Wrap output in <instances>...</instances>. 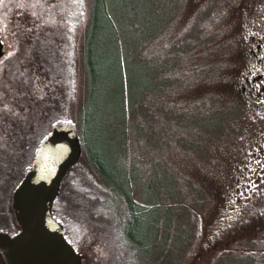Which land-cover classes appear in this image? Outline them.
<instances>
[{"label":"rangeland","instance_id":"1","mask_svg":"<svg viewBox=\"0 0 264 264\" xmlns=\"http://www.w3.org/2000/svg\"><path fill=\"white\" fill-rule=\"evenodd\" d=\"M250 1L113 0L109 5L104 0L117 37L99 44L114 46L129 65L147 59L148 86H156L160 70L175 75L172 84L149 92L132 112L110 113L106 120L109 159L134 175L136 196L154 209L158 221H167L166 241L180 250L176 255L170 245L153 247V260L143 264H264V175L248 197L236 203L226 198L262 131L237 88L247 58ZM93 3L0 0L6 56L0 61V192L11 179L6 173L19 170L18 151L24 150V158L30 153L51 113L68 110L79 120L87 94L84 44ZM253 12L261 15L264 6ZM22 67L25 78L19 79ZM204 106L213 109L214 118L230 116V124L225 121L218 132L210 124L211 136L201 131L196 124L207 126ZM80 162L85 164L84 158ZM174 230L187 237H175ZM93 231L98 241L87 248L102 259L99 241L109 243L110 228H104V238ZM74 244L82 255L79 242Z\"/></svg>","mask_w":264,"mask_h":264},{"label":"trees","instance_id":"2","mask_svg":"<svg viewBox=\"0 0 264 264\" xmlns=\"http://www.w3.org/2000/svg\"><path fill=\"white\" fill-rule=\"evenodd\" d=\"M112 1L108 0L109 5ZM107 4L104 0H94L93 3L89 31L84 44L87 94L79 113V120L75 122L71 119L68 110L56 109L51 113L49 121L40 126L32 139L34 145L29 150L30 153L26 154L27 159L23 157L24 150L18 151L20 161L14 165L19 166V170L14 175L6 173L11 179L7 183L8 187H4L5 191L0 192V231L14 235L15 231L20 230L12 207L13 193L23 179L26 169L31 166L39 144L51 131L53 123L62 120L74 121L83 148L81 158H84L85 164L78 161L64 177L54 202V214L63 223L67 239L73 245L75 241L79 242L83 264H143L145 259L153 260L155 253L153 247L159 248L162 245L165 249L170 245L176 255L180 250L176 244H168L166 241L167 221L163 223L158 221L154 209L136 196L134 191L136 184L134 185L132 180L134 175L128 176L124 167L116 162V158L109 159L105 150L109 136V132L105 130L106 120L109 122L110 113L132 112L149 92L155 90L160 92L166 87L164 85L172 84L169 78L173 81L175 75L174 72H166L169 69L160 70L157 74L156 86H148L145 84L149 69L147 59L141 56L134 65H129L127 62L129 59L121 57L118 47L115 46L119 52H115L112 50L114 46L108 50L103 44H99L109 35L114 37L115 41L117 37L116 31L113 30L114 24L109 18L111 12ZM16 29L15 25L10 34ZM5 57L4 55L0 61ZM143 62L146 64L144 67ZM23 68L19 79L25 78ZM140 86L142 87L139 88ZM109 93L113 95L108 100ZM146 107L145 104L144 109ZM204 109L201 115L207 121V126L196 124L204 133L210 136L215 134V132L210 133V124L219 127L216 128V132L225 121L230 124V120L228 121L230 116L214 118L213 109L206 110L205 106ZM3 181L1 180V183ZM108 226L109 243L104 239L99 241L101 245L97 250V253L106 256L102 255V259L98 256L95 258L92 251L87 248L89 244L95 246L94 242L98 241L93 240L97 239L93 228L104 238V228ZM173 233L180 239L187 237L183 231L174 230ZM0 264H7L1 250Z\"/></svg>","mask_w":264,"mask_h":264},{"label":"water","instance_id":"3","mask_svg":"<svg viewBox=\"0 0 264 264\" xmlns=\"http://www.w3.org/2000/svg\"><path fill=\"white\" fill-rule=\"evenodd\" d=\"M4 52L0 36V58ZM82 151L74 122L53 123L13 193L12 207L21 229L14 235L0 231V250L7 264H83L53 211L62 181Z\"/></svg>","mask_w":264,"mask_h":264},{"label":"flooded vegetation","instance_id":"4","mask_svg":"<svg viewBox=\"0 0 264 264\" xmlns=\"http://www.w3.org/2000/svg\"><path fill=\"white\" fill-rule=\"evenodd\" d=\"M250 2L251 13L248 15L252 14V21L250 26L245 27L247 34L243 43L247 58L237 88L240 95L249 101L247 105L253 108L254 120L261 125L262 131L259 141L246 151L245 162L240 165L226 193V198L232 203L248 197L256 189L259 178L264 175V13L258 16L253 12L264 6V0ZM261 172L263 174L258 175Z\"/></svg>","mask_w":264,"mask_h":264}]
</instances>
